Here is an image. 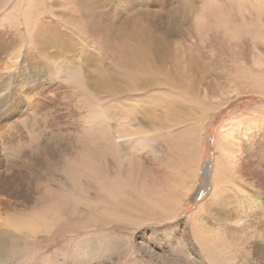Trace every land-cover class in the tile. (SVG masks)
<instances>
[{
    "label": "rangeland",
    "instance_id": "374dc122",
    "mask_svg": "<svg viewBox=\"0 0 264 264\" xmlns=\"http://www.w3.org/2000/svg\"><path fill=\"white\" fill-rule=\"evenodd\" d=\"M103 96L111 144L159 190L145 210L73 178ZM104 147L115 170L127 152ZM3 230L29 256L0 264H264V0H0Z\"/></svg>",
    "mask_w": 264,
    "mask_h": 264
},
{
    "label": "bare ground",
    "instance_id": "6f19581e",
    "mask_svg": "<svg viewBox=\"0 0 264 264\" xmlns=\"http://www.w3.org/2000/svg\"><path fill=\"white\" fill-rule=\"evenodd\" d=\"M85 97L87 99H89L88 95H85ZM107 102H108V99L105 96H103L102 98L98 97L94 101L95 113L92 117L93 121L89 125V130L87 132L88 134H87V136L85 135V137H86L85 141H87L90 137H91V140L93 142H94V139H98V141H96V145H94V146L90 145V147L93 148V150H95V154L87 153L84 155V157L82 156L81 162H79L81 167L76 165V167L72 170V172L74 173L73 178L76 180V182H77L76 185L80 189L81 197L86 202L89 201L88 197L91 196L92 191H93L92 189L96 188L98 186L99 187V193L97 192L98 194L95 196H96V200L97 201L99 200L98 206L100 208L107 209V207H108L107 205H109V204H111L112 208H113L114 204H115L114 197L118 194H121V193L127 191L131 194V196H134L136 198V200H137L136 206L137 207L144 206V210H145V206L146 207L149 206L150 200L151 199L155 200V197L158 193L157 191H159V190L157 188V185H155L154 183L153 184L149 183V181H151V180L147 181L148 176H147V173L145 171H141L140 165L142 162L140 160H138V162L137 161L135 162L131 158V156H132L131 153L129 151L125 150L124 145L121 147L115 143L111 144L112 143L111 140H112L114 134L109 129L107 120H104L103 117L100 116V115H102L101 113L106 114V113L110 112L109 106H107ZM128 114L131 115V113H129V112H128ZM121 135L127 137V136H130V133L127 132V133H124ZM91 140L89 139L90 144H91ZM85 143H87V142H85ZM106 144H109L111 149L115 153L119 152L120 149L122 152H123V150H125L127 152L124 158H120V159L117 158L118 161L116 162L115 170L108 163L109 156L106 154L107 151L104 150V148H105L104 146ZM87 147H89V146H87ZM218 159L216 158V162L214 164L215 166H214V170H213V174H212L213 180H215V178H214L215 173L217 172V170H219ZM134 168H135V170H134ZM198 169H199V163L197 164L196 170H193V172H192L191 181H190L191 184L193 181L196 180V177L198 176L197 175ZM127 187L129 190L127 189ZM217 187H218V185L216 182L215 188L217 189ZM106 188H108L107 192H106ZM213 188H214V186H213ZM213 188H212L209 195L214 193ZM64 198L65 197L58 195V194L54 197V199H57L59 203L66 205ZM220 202L223 203V200H220ZM177 206H178V201H176V202L172 201L170 203V205H168V207H167L168 211H172V210L176 209ZM39 207H40V204H39ZM60 207H61V205H60ZM159 207H161V206L159 205ZM40 212H41V210H39V214H40ZM50 215H52V214H50ZM33 218H34V216H33ZM23 219L24 218H22V220ZM25 220L28 222L29 219L27 220V218H26ZM30 220H33V219H31V217H30ZM93 220H94V225L95 224L98 226L99 225H101V226L106 225L105 219L103 218V216H99L98 213H96V212H95V217L93 219H90L89 223H91V221H93ZM22 222L23 221L16 222L15 225L17 227H15V228L20 227L21 229H23L22 226L26 225L27 222L26 223H25V221L23 223ZM22 224H24V225H22ZM27 225H29V224H27ZM43 227H45V226H43ZM21 235H23V234H21ZM100 239H102L101 240L102 246H100V250L103 251L104 254H107L106 257H108L109 254H111V256L114 258L120 255L116 252V247H115L116 241H113L111 238L106 237V236L102 237ZM97 240L98 239L90 238L89 244L92 242H97ZM22 241H23V239L21 238V236L19 234H13L9 230L0 231V252L11 254L12 256L14 254V258L23 257V256L27 257V256H29V254L26 255V252L23 251V249H26V246L24 245L23 249H21L19 246V245H22ZM213 249L214 248H212V247L205 248V250L207 251V256H208L209 260L215 262L216 264H224L223 261L225 260V257L222 260L221 256H219V255H224L225 251L220 249V248H219L220 251L218 249H216V250H213ZM117 259H120V257Z\"/></svg>",
    "mask_w": 264,
    "mask_h": 264
}]
</instances>
